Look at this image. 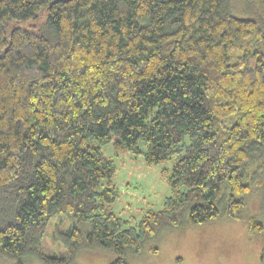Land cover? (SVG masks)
I'll return each mask as SVG.
<instances>
[{
    "label": "trees",
    "instance_id": "trees-1",
    "mask_svg": "<svg viewBox=\"0 0 264 264\" xmlns=\"http://www.w3.org/2000/svg\"><path fill=\"white\" fill-rule=\"evenodd\" d=\"M110 141L148 164L173 158L170 194L136 226L108 208ZM260 167L264 0H0V257L72 264L100 248L129 264L184 210L192 224L216 218L225 190L238 219L241 197L264 189ZM60 213L89 229L70 227L50 255L41 241Z\"/></svg>",
    "mask_w": 264,
    "mask_h": 264
},
{
    "label": "rangeland",
    "instance_id": "rangeland-1",
    "mask_svg": "<svg viewBox=\"0 0 264 264\" xmlns=\"http://www.w3.org/2000/svg\"><path fill=\"white\" fill-rule=\"evenodd\" d=\"M145 149V145L141 144ZM105 156L113 159L116 169L112 181L117 189V197L108 205L126 226H136L148 209H161L163 200L170 194L164 169L171 170L173 158L148 164L143 153L130 151L118 154L112 142L102 144ZM261 174L264 168L260 167ZM264 178V175H263ZM263 182V181H261ZM241 198L245 208L239 211V218L225 214V194L219 201L220 214L203 224H192L188 213L183 211L178 227L163 226L156 234L143 240L139 253L126 252L129 264H261L260 253L264 248V232L252 233L248 230L247 219L255 216L264 221V189L259 186ZM76 226L83 233L89 225L75 221L66 213L50 219L41 241L42 250L50 255H60L64 251L62 235L70 227ZM155 249V250H154ZM115 255L103 249H82L72 264H109ZM24 264H43L30 255L22 256ZM0 264H12L8 258L0 257Z\"/></svg>",
    "mask_w": 264,
    "mask_h": 264
}]
</instances>
